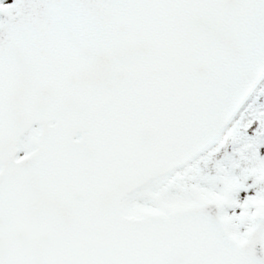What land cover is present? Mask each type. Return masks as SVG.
<instances>
[{
  "label": "snow or ice",
  "instance_id": "1",
  "mask_svg": "<svg viewBox=\"0 0 264 264\" xmlns=\"http://www.w3.org/2000/svg\"><path fill=\"white\" fill-rule=\"evenodd\" d=\"M0 264H264V0H0Z\"/></svg>",
  "mask_w": 264,
  "mask_h": 264
}]
</instances>
